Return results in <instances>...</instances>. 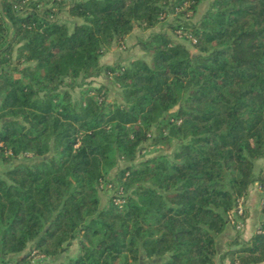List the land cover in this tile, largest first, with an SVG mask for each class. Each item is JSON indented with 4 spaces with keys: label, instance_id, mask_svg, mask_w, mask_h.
<instances>
[{
    "label": "trees",
    "instance_id": "trees-1",
    "mask_svg": "<svg viewBox=\"0 0 264 264\" xmlns=\"http://www.w3.org/2000/svg\"><path fill=\"white\" fill-rule=\"evenodd\" d=\"M169 16L143 57L101 63ZM102 75L121 102L90 86ZM262 158L264 0H0V162H19L0 175V264H216L228 225L221 263L264 264V220L248 240L228 221L256 183L264 197Z\"/></svg>",
    "mask_w": 264,
    "mask_h": 264
},
{
    "label": "rangeland",
    "instance_id": "rangeland-1",
    "mask_svg": "<svg viewBox=\"0 0 264 264\" xmlns=\"http://www.w3.org/2000/svg\"><path fill=\"white\" fill-rule=\"evenodd\" d=\"M53 2V0H43V2ZM209 8V1H203L200 6L198 7L197 13L191 17L193 22H197L202 15L207 11V9ZM60 18L62 19V21L69 23L70 25L72 24V20L70 21L68 16L66 15V13H61ZM174 20L173 16H169L166 20H164L161 24H159L156 28L152 29V30H144L142 28L139 27H135V29L133 30V32L122 42V43H114L112 45V47L103 55L102 59H101V63L103 65H115V64H123L126 65L128 64L131 60L133 59H137V58H141V56H144V53L140 50V47L138 45H136L140 40H144L147 39L148 36L153 33V32H159L161 30H167L168 26L170 24H172ZM168 33L176 38L178 41L185 43L192 51H194L191 43L189 41H185V39H181V37L177 36L175 37V35L168 31ZM90 86H105L107 89V93H108V100L110 102H121V90L119 89V87L117 85H115L112 81V79H110L109 77H106L104 75H102L99 78L93 79L91 81V85ZM89 86H82V87H77L72 91V97L74 100H79L80 98V92L81 90H85L86 88H88ZM178 145V141H173L171 146H164V145H156L153 146L152 142H148L144 145V150L142 151L139 160H144L146 158H151L154 156H158L161 154H167L170 155L172 153V151L176 148V146ZM21 162H31V160H25V159H21ZM17 163L19 162H13L10 164H4L0 162V175H2L6 170L12 168L13 166H15ZM124 163H121V166H123ZM264 168V158L259 159L255 162V174L256 176L259 174V171ZM114 174V172H112L109 175V178L111 177V175ZM258 188L261 190L260 186L258 185V183H256ZM113 195V191L110 190V188L106 187L105 184L102 186V189L100 191V204L101 207H104L107 205L109 197H111ZM263 197V195H262ZM261 197V198H262ZM261 201V199H260ZM259 201V210L261 213L264 214V210L261 207ZM118 203H120V201H118ZM245 202L243 203V207L245 210ZM246 212V210H245ZM245 224H243L244 226ZM244 230V227L242 228V231ZM236 230H235V235H236ZM245 231L241 232L244 233ZM234 235V236H235ZM244 238V237H242ZM231 239H229L228 241L225 242H220L219 240H217V250L218 253L220 251H224L226 250L229 244V241ZM77 249V244L74 243V245L70 248L69 251V255H74ZM34 250V245L30 244L28 246V248L21 253L20 255H16L13 256L14 259H21L29 254H35V252L33 253ZM221 256V255H220ZM220 256H217L216 259V263L217 264H222L221 263V259ZM42 256H36L35 259L40 258ZM62 261L65 259V255H63L60 258ZM154 262H156V259L150 260L145 258V256H143V254L140 257V260L138 262V264H153Z\"/></svg>",
    "mask_w": 264,
    "mask_h": 264
},
{
    "label": "crops",
    "instance_id": "crops-1",
    "mask_svg": "<svg viewBox=\"0 0 264 264\" xmlns=\"http://www.w3.org/2000/svg\"><path fill=\"white\" fill-rule=\"evenodd\" d=\"M141 57H143V55ZM262 195H263L262 191L258 188L257 184H255L250 189L249 194L244 201L246 216H247L243 230L245 232L241 234V236L244 237L243 238L244 240H248L253 235L259 224L264 220V214L261 213L258 208L259 201ZM234 235H235L234 229L230 225H228L224 233L216 237V245H217V240H219L220 242H225L228 241L229 239H232ZM223 252H225V250L220 251L217 256H220ZM222 264H229V261L225 260Z\"/></svg>",
    "mask_w": 264,
    "mask_h": 264
},
{
    "label": "built area",
    "instance_id": "built-area-1",
    "mask_svg": "<svg viewBox=\"0 0 264 264\" xmlns=\"http://www.w3.org/2000/svg\"><path fill=\"white\" fill-rule=\"evenodd\" d=\"M244 201L241 200L238 206L228 215V221L232 226H235L236 229L242 230L243 222L240 220V216H244L245 210L243 207ZM261 207L264 210V197L261 198L260 201Z\"/></svg>",
    "mask_w": 264,
    "mask_h": 264
}]
</instances>
